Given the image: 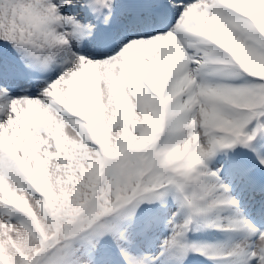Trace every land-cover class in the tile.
Instances as JSON below:
<instances>
[{"label": "snow or ice", "instance_id": "1", "mask_svg": "<svg viewBox=\"0 0 264 264\" xmlns=\"http://www.w3.org/2000/svg\"><path fill=\"white\" fill-rule=\"evenodd\" d=\"M192 257L264 264V0H0V264Z\"/></svg>", "mask_w": 264, "mask_h": 264}, {"label": "rangeland", "instance_id": "2", "mask_svg": "<svg viewBox=\"0 0 264 264\" xmlns=\"http://www.w3.org/2000/svg\"><path fill=\"white\" fill-rule=\"evenodd\" d=\"M160 241H157V244L159 243ZM154 250H158V249H154Z\"/></svg>", "mask_w": 264, "mask_h": 264}]
</instances>
